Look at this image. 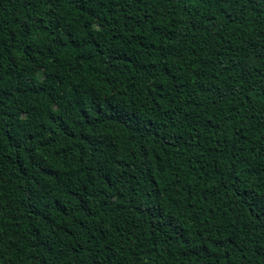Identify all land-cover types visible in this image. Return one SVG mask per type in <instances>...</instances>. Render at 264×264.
I'll return each instance as SVG.
<instances>
[{
  "label": "trees",
  "instance_id": "trees-1",
  "mask_svg": "<svg viewBox=\"0 0 264 264\" xmlns=\"http://www.w3.org/2000/svg\"><path fill=\"white\" fill-rule=\"evenodd\" d=\"M0 264H264V0H0Z\"/></svg>",
  "mask_w": 264,
  "mask_h": 264
}]
</instances>
